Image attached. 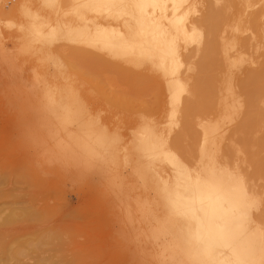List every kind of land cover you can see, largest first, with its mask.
<instances>
[{
    "label": "rangeland",
    "instance_id": "obj_1",
    "mask_svg": "<svg viewBox=\"0 0 264 264\" xmlns=\"http://www.w3.org/2000/svg\"><path fill=\"white\" fill-rule=\"evenodd\" d=\"M206 2L198 0L197 9ZM24 4L45 16L37 0H0V264H172L161 254L156 230L164 215L159 167L166 176L173 171L147 161L140 148L157 132H170L174 142L179 138L175 153L196 169L200 123L225 129L221 147L232 139L239 120L220 104L227 89L220 91L217 57L200 53L181 69L187 91L177 122L162 73L107 57L139 77L96 68L61 42L45 53L46 45L27 34L32 25ZM239 142L236 150L243 149ZM235 149L229 167L249 170L250 178L249 153ZM261 175L255 171L250 179L263 199Z\"/></svg>",
    "mask_w": 264,
    "mask_h": 264
},
{
    "label": "bare ground",
    "instance_id": "obj_2",
    "mask_svg": "<svg viewBox=\"0 0 264 264\" xmlns=\"http://www.w3.org/2000/svg\"><path fill=\"white\" fill-rule=\"evenodd\" d=\"M37 1L45 16L27 4L22 12L32 25L27 34L46 45L41 46L45 53L61 42L69 49L71 45L77 60L96 68L139 77L107 57L136 70L159 71L175 105L172 119L180 113L178 104L187 91L181 69L200 53L217 57L220 91L227 89L220 93V104L239 120L232 139L221 147L225 129L218 123H200L196 169L187 168L175 153L172 144L179 138L174 142L170 132H157L154 140L146 137L140 148L147 161L157 159L173 171L171 176L162 166L158 171V200L164 212L157 220L158 241L162 256L172 264H264V198L258 197L259 187L260 193L255 191L256 179H250L255 171L264 175V0H207L202 10L197 9L198 0ZM192 44L196 47L188 51ZM237 141L243 149L233 148ZM233 149L249 153L250 178L245 175L249 170L244 174L237 166L229 167Z\"/></svg>",
    "mask_w": 264,
    "mask_h": 264
}]
</instances>
